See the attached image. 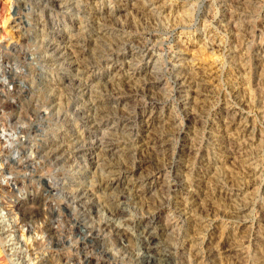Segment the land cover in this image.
Returning <instances> with one entry per match:
<instances>
[{
  "label": "rangeland",
  "instance_id": "1",
  "mask_svg": "<svg viewBox=\"0 0 264 264\" xmlns=\"http://www.w3.org/2000/svg\"><path fill=\"white\" fill-rule=\"evenodd\" d=\"M32 1L37 0H0V80L9 74L8 69L24 75L32 68L42 74L32 72L38 79L35 92L16 97L14 105L6 95L12 88L0 84V128L8 122L7 131L13 134L14 143L23 146L19 157L29 166L10 173L8 167L14 163L0 155V264H45L54 258L65 261L68 255L79 260L76 242L57 250L50 236L41 233L54 201L45 179H38L41 172L34 177L30 173L38 168L39 155L51 149L57 160L64 162L63 170L55 172L73 173L84 184L96 187L99 195L103 189L97 188L107 163L125 159L130 170L120 176L118 189L132 195L121 214L109 217L100 208L97 214L113 218L115 225L126 229L141 263L149 258L143 253L148 237L136 221L138 208L144 201L160 200L166 194L167 181L173 179L179 188L173 192L171 207L187 204L189 210L184 216H188L177 227L163 230L155 241H166L171 249L193 242L191 254L184 261L180 259L181 264H264V0H82L80 6L97 17L93 23L99 22L91 27H102L101 37L87 42L84 39L91 36V28L84 26V21L81 34L75 35L85 8L66 13L49 9L46 13L56 25L41 29L32 27L36 15L28 12ZM153 30L154 37L143 44ZM71 33L72 41L67 39ZM43 35L62 50L73 51L79 60L69 64V59L60 61L55 55L54 65L42 70L32 51L28 53L30 65L24 66L19 64L21 60L17 66V59L6 53L13 45L32 48L31 38L39 40ZM127 35L139 53H127V62L115 58L109 59L110 66L97 67L101 59L94 61L98 58L94 57L96 50ZM147 47L154 50V57H141ZM79 66L85 67L87 76L84 94L77 99L79 111L89 107L91 99L109 96L101 104L104 117L98 125L91 116L84 118L95 114L94 109L81 111L82 115L65 104L72 77L82 71ZM173 69L187 82L179 85L177 92L173 89ZM143 85L145 92L140 90ZM48 87L57 89L54 94L59 107L42 120L49 126L31 131L29 125L40 122L41 115L28 103L35 98L42 104ZM122 114L130 117V123L114 121ZM149 117L154 118L151 121ZM2 138L3 155L15 145ZM97 139L107 141L103 148ZM76 141L85 145L74 146ZM172 152L176 153L174 176L164 170L145 181L144 175L154 172L155 159L162 164L164 154ZM51 164H44L43 173L50 172ZM8 178H14L18 186L6 188ZM68 184L75 186L73 181ZM168 205L160 214L163 224L173 216ZM96 209H92L91 217H96ZM38 211L39 217L20 222L22 212ZM149 228L153 233L159 230L154 225Z\"/></svg>",
  "mask_w": 264,
  "mask_h": 264
},
{
  "label": "bare ground",
  "instance_id": "2",
  "mask_svg": "<svg viewBox=\"0 0 264 264\" xmlns=\"http://www.w3.org/2000/svg\"><path fill=\"white\" fill-rule=\"evenodd\" d=\"M81 1L82 0H79V1L78 0H74V1L73 0H37V1H32V4H29V6H28V8H29L28 12L36 14L35 16L32 17V21H34V24L32 25V27L34 26V27L41 28V27H45V25H47V24H50L51 26H55L56 23H54V21L52 19H50L52 17L51 15L50 16H49V14L47 15V13H46L47 10L51 9L53 13L54 12L55 13L61 12V11L66 13V11H69V10H77V9L83 8L82 6H80ZM88 2H89V0H88ZM80 14L81 15H79L80 16L79 19H81V20H79V22H80L79 24H76L75 35L78 37L81 34L80 32H82L81 30L83 28V26H81V23L84 21L85 22L84 26H90V28H91V31H90L91 34L89 33L91 35L90 36L91 38L88 37V38L84 39V41H86V40L87 41H97L101 37V33H100V27L101 26L98 27L97 29L95 27H91V24H93V26L98 25L99 22H96L97 23V25H96L92 21V20H95L97 17L96 18H95V16L93 17V15H91V13L86 8L84 10H82V13H80ZM29 27H31V25ZM127 33H128V31H127ZM73 35L74 34L71 33L67 39L72 41L74 38ZM92 36H94V37H92ZM153 37H154V30L152 32L148 33V38L146 37L143 44H145V42H147L149 39H151ZM36 38L38 39V36ZM31 39H33L32 40L33 41L32 48L31 47H28V48L25 47L23 49L21 47H18L19 45H13V46H10V48H7L6 51H9V52H6V53L17 59V61H14L16 63V65L20 62L19 60H21V63H19V64H21L23 66L27 65V64L30 65L31 60H30V57H28V53H30V51H32V53H34V56L36 55L35 61H37L36 63H40V66H41L40 69H42V70H43V67L45 69V67H47L51 64L54 65V63L56 62L54 60H56V59L61 61L62 58H64V59L67 58V59H69L67 61V63H69V64L75 62L76 60H79L76 58L77 57L76 54L73 55V53H74L73 51H71L69 49H67V50H69V52L67 50H62V46L58 45V43H55L54 40H52V42L49 41L48 39L45 38V35L39 36V40H35L34 38H31ZM62 39H63V37H62ZM78 40H80V39H78ZM130 40L131 39H130L129 35H127L125 37L124 36L120 37V39L116 40V42L110 43L111 45H118L117 46L118 48H115L114 46L110 47L111 45L106 47L103 44L101 49L96 50V54L94 55V57H98L97 60H94V61L97 62L99 59H101V60H99V62H97L98 65H96V66L97 67H99V66L101 67L102 65H104L105 67L110 66L111 64L109 62V59H115V58L116 59L118 58V60H121L122 62H124V61H126L125 58L127 57V53H131V56L134 54H138L139 50L136 51L135 46L129 44ZM93 43H95V42H93ZM114 48H115V50L112 51V49H114ZM8 49H10V50H8ZM66 53H68L67 54L68 56L66 55ZM75 53H76V51H75ZM70 54H72V55H70ZM55 55H57V57H60V58H56V59L52 58V56H55ZM145 55H147V57H149V58L154 57L155 56L154 50L149 49V47H147L145 49V51L143 52V54H141V57L145 56ZM1 57L2 56L0 55V58ZM155 60H157V59H155ZM1 61H3V60L0 59V63H1ZM52 61H54V62H52ZM94 61H93V63H94ZM12 62H13V58H12ZM59 63H58V65H59ZM77 63H80V62L78 61ZM11 64H13V63H11ZM56 65L57 64H55V66ZM85 65H88V64H85ZM17 66H20V65H17ZM82 66H84V65H82ZM82 66L78 67V70L80 69L82 71L80 73L75 74L76 77H72V80H71L72 82L70 83V84H72L71 90L69 89L70 90V93H69L70 97L65 102L66 106H70V108L75 107V109L77 111H79V109H80L79 107H77L79 105V102L77 101V99L79 97L83 96L84 93L82 92V90H84V89L82 86H83V84H84V86H86V84H87V80H84L87 77V76H84L85 67L80 68ZM88 68L86 67V69H88ZM31 70H32V72L33 71L37 72L36 69L31 68ZM31 70H30V72H31ZM8 71H9V74L4 75V77L0 80V84L4 85V86L8 85L10 88H12V90L10 88H8V89H10V91L9 92L6 91V93H8L6 95H8L10 97L8 102L11 103V105L12 104L14 105L15 104L14 101H16L15 100L16 97L23 96L25 94V92H26V94L29 93L30 95H32L35 92L34 88H35V84L37 83L35 81L38 80L37 79V73L38 72L37 73H32V72L31 73H25L24 75L21 74V75H23V76H21L16 70L10 71V69H8ZM19 72H21V71H19ZM172 72H174V75H173L174 79L172 80V82H173V86L175 87L173 89L176 91L178 86L185 84L186 81H185V79L181 73L175 72L174 69L172 70ZM39 75H42V74H39ZM40 87H42V86H40ZM144 88L145 87L143 85L142 89L140 87V90L145 92L146 90H144ZM44 89H45V87H44ZM54 89H55L54 87L49 88V90H48L49 93L47 94V96H46V98L42 104H40L37 100H34L35 98H33V97H32L33 99H31V101L28 103V105L31 108H33L34 111L38 115H41V117H40L41 121L40 122H37V123L34 122L33 124L31 123L29 125L31 131H38V130L42 131L45 129V127L49 126L48 124L45 125L46 121L42 122V120H44L46 114H49L57 106L59 107V104H58L59 101L56 102L57 97H55L56 94H54ZM4 90H7V89H4ZM55 90H57V89H55ZM86 90L89 91L88 89H86ZM174 90H173V92H174ZM0 91H2V90H0ZM137 91L139 92V89H137L136 92ZM182 95H184V94L182 93ZM101 97H99L98 99H91L89 102V107L85 108L83 106L82 110H81V111H83V113H85L86 112L85 110H87V109H89V111H92V109H94L93 112H95V114L84 116V118L87 117L88 119H90L89 117L91 116L92 117L91 121L97 123V125L99 124V121L104 117L103 116L104 114L102 111L103 99L108 98L109 96L102 97V98ZM0 106H1V104H0ZM29 106H28V108H29ZM4 110H5V108H4ZM81 111H79L77 113L82 114ZM129 118H130L129 116L122 114L121 116H115L114 121L116 123H122V122L123 123H130V121H128ZM149 118L152 121L154 117L153 118L149 117ZM7 123H6V125H9ZM0 124H2V123H0ZM136 124H138V123H136ZM6 125H4V124L1 125L0 137H3L2 140L4 139L3 140L4 142L8 141V144L11 145V143H12L15 146L9 152H7V154H3V155L0 154V155L5 156V159H9L14 163L13 166L8 167L9 169H11V171H8V172H10V173L20 172L24 169H27V167H29V166H28V164L27 165L25 164L26 159L22 160V157H19V155H20L19 151L23 148V146H18L19 144L16 145L14 143L15 138L10 136L13 134L7 131V129H9V127ZM131 131H133V129H131L130 132ZM98 141H99L98 144L102 148H103V145L107 142L104 139H103V141H101V140H98ZM91 142H93V141H91ZM75 143L76 144L74 146H82V145L84 146L85 145V143H82V145H81V143H79V141H76ZM51 148H54V147H51ZM54 151L55 150L51 149V150L45 151L44 154L39 155V157H40L39 166H38V168H32V172L30 173V175H31L30 177H32V176L34 177V175H36L37 172L38 173L41 172L40 174H38V179L39 180L45 179V181H46L45 187H46L47 191L49 192L50 196L52 197L51 199L54 201V205L52 206V208L49 209L50 210V216L46 220L43 221L44 225L41 227V233H43V234L47 233V236L48 235L50 236V238L52 239L51 242L53 243L52 247H54V249H57V250L59 248H62L63 244L71 243L73 241L76 242L78 250H79L78 251V257H77V258H79V260L77 262V260H75L76 258H72L71 256L68 255L65 258V261H61L60 259L54 258L52 260L49 259L45 264H72V261L74 262V264H181L184 261V258L186 256L189 257V255H187V254H191V248H193V246L191 247V245L193 244V242L188 247L184 245L182 248L180 246V249L179 248L178 249L177 248L171 249V248H169V246L171 247V245L168 242L163 241V243H161L160 241L154 240L156 237H159L157 235H161L163 230L167 231L169 228L170 229H172L173 227L175 228V227H177L176 225L184 223V221L187 219L188 215L184 216V214H186V212L189 210V207L187 206V204H185L186 205L185 206V205H180L179 203H175L176 205L173 204L174 206L171 207L172 206L171 201H173L172 200L173 192H175V189L179 188L178 181L173 180V179L170 181H167L166 194L164 196H162L161 199L159 198L160 200L152 199V200L144 201L143 204H141L138 208V215L136 216V218H137L136 221L140 225L141 232L145 233L144 235H146V237H148V241L146 243H144V246H143V253H145L149 258H147L145 260V263H141L139 257H137L135 255V251H134L135 250V243L130 238L126 237V229L124 230V228L120 227L119 224L115 225L114 220L112 221L113 218L111 219V218H108L106 216H105V218H102L100 213H99V215L97 214L99 211L98 208H100L101 211H103V212H107V214L110 215L109 217H111V216L115 217V215L121 214L124 210V207H125L124 203L127 202L130 195H132L131 191L122 192L121 190L118 189L119 184H120V180H121L120 176H123V174L125 172H128L130 170L125 159L123 161H110V163L108 162L109 164L107 163L106 168L103 170V172L100 176L101 183L99 184L97 189L99 190V188H101V189H103V191L99 195V194H97L98 192L96 193V189H94L96 187H94L92 184L90 186L84 184V182L80 178L78 179V177L76 175H74L73 173L69 174L64 170L65 172H61V175H60V173L55 172L54 171L55 169L58 170V168L59 169L63 168V166L61 165L63 161L60 162L59 160H57L58 158H57L56 153ZM105 151H107V150H105ZM175 154H176L175 152H172L171 154L170 153L164 154V156H163L164 162L162 164L158 160L155 159L156 163H155L154 172L151 175L149 174L146 176L143 174L144 179L146 178L145 181H147V178H149V177H152V179H153V177L155 175L161 174L162 171H164V170L167 171V174L169 176H172L174 174V172L176 171V164H175L176 160L174 159L176 156ZM159 160H161V159H159ZM47 161H50L52 163L51 168H50V172L43 173L44 164H46ZM74 161L76 163L79 162L78 159H75ZM43 162H44V164H42ZM73 165L74 164L72 163V166ZM67 167H70V165ZM65 168H66V166H65ZM72 181L75 182L74 187L70 186L68 184V182H72ZM6 182H7L6 188L9 187V189H11L12 187L17 185V182L14 178H12V179L8 178V180ZM134 182H135V180H134ZM124 190H126V189H124ZM166 204L167 205L169 204L168 208L171 207V210L173 211L172 212L173 216L171 218L168 217L166 222H164L165 224H163V223H161L160 214H161V212H162V210ZM93 208H97L96 209L97 212L95 211V214H97L95 218L91 217L92 214L90 215V213L93 212V210H92ZM39 215H40L39 211L35 212V213L30 212L28 214H26V212H22V214L20 216V222L25 223V221H26L25 219L32 218L34 216L39 217ZM150 225L156 226V228L159 229L158 232L153 233L149 228ZM204 235L207 236L206 233H204ZM189 236H190V234H189ZM123 239L126 240L125 243L122 242ZM118 240L120 242L116 243V241H118ZM204 240L205 239H202V242ZM112 243H114V244H112ZM198 244H199V242H198ZM194 246H195V244H194ZM201 248H202V246H201ZM192 256H194V255H192ZM180 259H183V261H180ZM208 261H207V263H208ZM209 264H215V263L209 261Z\"/></svg>",
  "mask_w": 264,
  "mask_h": 264
}]
</instances>
